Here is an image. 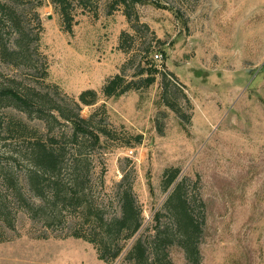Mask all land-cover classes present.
Wrapping results in <instances>:
<instances>
[{"label": "rangeland", "instance_id": "1", "mask_svg": "<svg viewBox=\"0 0 264 264\" xmlns=\"http://www.w3.org/2000/svg\"><path fill=\"white\" fill-rule=\"evenodd\" d=\"M115 1L68 0V32L51 0H0V122L36 130L59 162L38 168L35 140L1 125L0 264H106L69 235L102 234L130 190L142 227L114 264H135L126 257L139 238L156 254V226L172 222L166 204L179 184L205 218L199 264H264V0ZM148 61L157 70L150 88L104 97L109 79L134 80ZM87 90L99 101L78 111ZM77 115L99 144L75 136L63 116ZM168 233L177 242L176 230ZM166 253L190 264L177 244Z\"/></svg>", "mask_w": 264, "mask_h": 264}, {"label": "trees", "instance_id": "2", "mask_svg": "<svg viewBox=\"0 0 264 264\" xmlns=\"http://www.w3.org/2000/svg\"><path fill=\"white\" fill-rule=\"evenodd\" d=\"M52 3L59 7L64 17V22H67L66 30L68 32L72 29V22L70 14L67 8L68 0H51ZM144 0H116L114 4L116 6L123 5L128 7L129 5L143 4ZM129 15V14H128ZM130 16V15H129ZM129 37L126 33L121 36V49H124L126 38ZM147 65L150 66L147 70L142 67L135 76L134 80H128L124 74L116 75L109 79L103 87V95L106 99H118L125 94L133 91H139L141 89L150 88L156 81L157 70L154 69L153 61H148ZM148 73V76L145 74ZM136 79V80H135ZM3 95L12 96L22 107L29 106V98L21 97L12 91L1 92ZM99 101V95L94 90H87L83 92L78 102H74L78 111L81 110V106H94ZM106 113V107H102ZM64 119H68L74 126L75 136L79 133H90L95 138L96 143H100V135L89 132L85 126L89 125V121L81 118L80 115L72 118L70 116H63ZM7 129V133L10 137L16 139H23L27 141L35 140L36 152V165L38 168H42L45 171L55 170L59 164L58 156L53 149H50V143L45 142L44 139L38 134L36 130L30 129L25 123L20 120L9 119L3 124L0 122V127ZM143 137L137 136L135 141L140 144ZM51 142L53 139H50ZM168 179L164 181L166 189H169L176 181L179 171L173 170ZM168 175V176H169ZM167 176V177H168ZM183 185L179 184L168 199L166 206L169 211L172 212L173 220L170 224L165 226H156L157 233L154 236L153 250L151 252L150 246L144 241L143 238L137 239L131 249L128 251L127 260L133 261L135 264H172L168 259L166 250L169 246L179 245L184 251L190 264H199L201 261L200 253V240L203 235V229L205 226V218L198 220L190 208L191 203L183 194ZM161 213H157L155 221L160 222ZM176 230L177 242L174 243L170 237L169 228ZM142 227L141 220V208L137 205V200L132 191H124L121 196V215L111 220L110 223L104 225L102 234L97 232L96 229H90L87 232L80 230H73L69 237L83 240L89 244H92L97 252L99 259L106 264H114L117 259L122 255L127 247V243L139 232ZM163 229V231L161 230ZM166 230V231H165ZM165 249V250H163ZM160 251L161 255L157 252Z\"/></svg>", "mask_w": 264, "mask_h": 264}, {"label": "built area", "instance_id": "3", "mask_svg": "<svg viewBox=\"0 0 264 264\" xmlns=\"http://www.w3.org/2000/svg\"><path fill=\"white\" fill-rule=\"evenodd\" d=\"M155 57H156V59H159V58H160V56H159V55H156Z\"/></svg>", "mask_w": 264, "mask_h": 264}, {"label": "water", "instance_id": "4", "mask_svg": "<svg viewBox=\"0 0 264 264\" xmlns=\"http://www.w3.org/2000/svg\"><path fill=\"white\" fill-rule=\"evenodd\" d=\"M249 73H253V70H248Z\"/></svg>", "mask_w": 264, "mask_h": 264}]
</instances>
